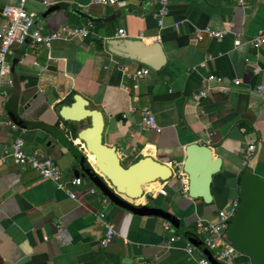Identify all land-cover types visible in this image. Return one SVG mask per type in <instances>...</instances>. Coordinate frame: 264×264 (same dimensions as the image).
Returning <instances> with one entry per match:
<instances>
[{
	"label": "crops",
	"instance_id": "obj_1",
	"mask_svg": "<svg viewBox=\"0 0 264 264\" xmlns=\"http://www.w3.org/2000/svg\"><path fill=\"white\" fill-rule=\"evenodd\" d=\"M18 4L0 0V29L3 9ZM159 9L160 0H118L108 6L92 0L28 1V12L45 33L92 23L94 34L54 42L50 49L28 42L10 57L13 86L0 90V264H199L202 258L220 264L206 248L198 222L216 224L219 211L231 209L245 170L264 178V92L258 91L264 86V45L255 49L247 43L264 32V0H170L162 27ZM207 28L228 34L199 41L197 32ZM122 29L127 38L119 37ZM237 36L240 46H235ZM129 40L160 44L163 65L155 70L121 53ZM144 67L149 75L135 78ZM211 76L231 87L236 80L241 85L229 93L212 91L197 102L195 93L216 84ZM76 96L104 114V142L117 150L126 168L152 158L168 165L173 179L152 183L141 198L131 200L96 170L114 193L80 177L83 185L68 184L73 198L8 157L21 139L27 155L55 160L67 182L78 178L79 160L94 165L78 138L90 121L65 122L61 116ZM145 109L160 132L142 128ZM191 144L210 147L224 162L214 178L211 205L190 198L188 176L174 167L184 165ZM163 212L182 221L190 237L174 227L166 230ZM100 213L117 231L107 247ZM233 264H250V259L239 254Z\"/></svg>",
	"mask_w": 264,
	"mask_h": 264
},
{
	"label": "water",
	"instance_id": "obj_2",
	"mask_svg": "<svg viewBox=\"0 0 264 264\" xmlns=\"http://www.w3.org/2000/svg\"><path fill=\"white\" fill-rule=\"evenodd\" d=\"M37 27V22L34 20L30 32L33 33ZM28 42H31L30 38H27L22 45ZM123 44L125 50H121V53L127 54L132 60L155 70H158L164 63L165 55L158 43L146 45L140 40H129ZM133 47L138 50L134 52L131 50ZM152 51L157 53L156 57L152 56ZM49 69L55 70L53 67ZM61 116L65 122L90 121L89 126L78 133V138L86 150L94 156V165L86 158L81 159L74 172L76 177L89 180L98 190L104 193H114L96 170L111 183L118 194L131 200L141 198L147 185L173 179L174 171L165 163L152 158H144L126 168L117 150L104 142V114L99 110L89 109V104L83 97L76 96L75 103L65 107L61 111ZM62 139L64 140V136ZM69 147H72L71 143ZM223 163V159L215 156L213 150L206 145L191 144L187 147L183 172L189 178L190 198L202 199L207 205L213 204V182L215 176L222 171ZM239 199V208L227 230V240L240 254L250 259V264H264V178L251 169L245 170L239 177ZM154 212L158 214V210ZM162 216L181 235L186 238L190 237V231L182 221L170 213L163 212ZM206 248L208 249L207 246ZM209 251L212 253L211 250ZM213 256L218 263L223 264L216 259L214 254Z\"/></svg>",
	"mask_w": 264,
	"mask_h": 264
},
{
	"label": "built area",
	"instance_id": "obj_3",
	"mask_svg": "<svg viewBox=\"0 0 264 264\" xmlns=\"http://www.w3.org/2000/svg\"><path fill=\"white\" fill-rule=\"evenodd\" d=\"M29 0H19L18 5H8L3 9L4 23L0 29V90L5 86H13V81L10 78L11 67L10 57L14 54L15 48L24 44L27 38L31 39L33 47H45L50 49L54 42L57 41H73L75 39H85L94 34V25L89 23L87 25H65L59 31L52 33H45L42 27L37 28L31 33V28L34 24L33 16L27 10V4ZM93 3L108 6L115 5L118 0H92ZM170 0H160V9L158 12L159 25L163 26L164 18L169 14ZM228 31H217L211 28L199 30L197 32V39L203 41L206 38L222 40L226 37ZM119 37L127 38V32L125 30L119 31ZM253 48L259 49L264 45V32H260L258 36L248 41ZM243 41L237 36L235 39V46H240ZM150 73V68L144 67L135 72L134 77L139 79L143 78ZM209 81H214L215 85H208L203 90L195 93L193 98L197 102H201L203 99L208 98L212 91H219L223 93H229L234 87L241 85V80L234 82V87L224 84L221 78L211 76ZM259 92H264V86L258 88ZM5 93V92H4ZM141 126L144 130L160 132L161 129L157 124L156 118L150 109H145L141 121ZM251 152L255 150V146L249 148ZM8 157L11 158L17 165L29 167L38 172L42 178L54 182L60 190H66L71 197L76 198L74 193L69 190L68 184L73 186H81L84 184L82 178H76L70 182L64 180V173L58 163L53 159H39L35 155H27L24 151V142L21 139H17ZM174 167L178 169V173L184 174L181 163H175ZM185 175V174H184ZM188 188H186V191ZM91 193L98 194L97 191L92 190ZM160 194L166 196L167 192L162 189ZM240 205V199L238 198L232 204L230 210H221L218 214V222L216 224L206 223L199 221L197 228L201 233L205 245L211 250L216 259L223 264H233L240 254L227 240V230L230 227L231 221L237 212ZM99 220L102 222L105 228L104 238L102 245L107 247L116 237L117 231L115 224L110 221L106 213H100L98 215ZM166 230L172 231L171 225L166 224ZM176 238L172 237V241ZM189 254L193 253L192 247L187 249ZM199 264H210L208 260L202 258L199 260Z\"/></svg>",
	"mask_w": 264,
	"mask_h": 264
},
{
	"label": "bare ground",
	"instance_id": "obj_4",
	"mask_svg": "<svg viewBox=\"0 0 264 264\" xmlns=\"http://www.w3.org/2000/svg\"><path fill=\"white\" fill-rule=\"evenodd\" d=\"M93 156V155H92ZM93 159H94V156H93ZM95 160V159H94ZM151 186V184L150 185H147L146 187H145V189L146 188H149ZM152 186H153V184H152ZM155 186V185H154ZM151 188V187H150Z\"/></svg>",
	"mask_w": 264,
	"mask_h": 264
}]
</instances>
